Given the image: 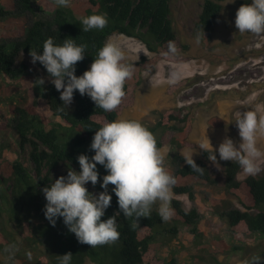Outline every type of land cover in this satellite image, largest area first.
<instances>
[{
  "label": "trees",
  "instance_id": "obj_1",
  "mask_svg": "<svg viewBox=\"0 0 264 264\" xmlns=\"http://www.w3.org/2000/svg\"><path fill=\"white\" fill-rule=\"evenodd\" d=\"M17 1L21 14L36 13L33 0ZM225 1L204 0L195 29L203 32L207 41H210L212 28L223 14ZM172 2L70 0V6L58 7L51 17L38 18L25 29L23 39L10 45H0V264H60V255L68 252L72 253L70 264H180L176 258L168 260L162 257L160 252L163 247L183 249L181 240L185 229L194 236V243L199 247L210 249L214 245L228 253L242 249L235 244L233 237L229 242L210 236L206 243L201 212L195 206L188 210L185 203L176 198H171L174 215L167 222L158 215V207L148 218H139L138 222L134 217L125 218L110 186L111 203L101 219L106 221L120 213L116 215L120 236L113 244L95 248L81 244L62 217L57 218L55 226H52L44 215L47 201L42 189L50 187L61 173L67 176L69 170H81L77 157L84 154L92 143L98 128L105 122L119 120L127 108L136 104L138 90L144 83V72L155 70L161 61L186 63L192 60L190 46L180 41L175 30ZM249 2L241 0L240 3ZM9 13L0 1V18L8 17ZM93 14L105 15L107 26L103 30L83 31L80 18ZM115 34L142 42L152 54L142 56L138 61L126 58L123 61L133 66V76L124 86L126 95L117 110L105 112L96 107L87 94L81 96L78 90L74 91L73 102L68 107L62 105L61 93L50 82L47 70L39 61L36 65L49 81L42 86L38 84L36 90L46 101L53 118L42 114L35 104L25 105L26 92L13 83L22 79L27 69L24 64L16 65L20 53L30 59V50L42 54L43 44L48 38H52L56 46H62L66 39L73 40L77 46L86 45L84 59L75 65V75L80 77L90 69L99 49ZM169 41L174 42L175 53L169 51ZM4 83L8 87L5 88ZM180 87H172L171 90ZM4 109L10 112L6 120ZM196 119L194 110L178 107L167 109L155 124L146 126L154 134L159 150L164 148L163 139L169 133L170 142L178 151L175 156L176 184L172 188L174 194L186 195L195 203L197 186L214 188L223 180L227 196L237 199L238 205L225 202L219 217L233 233L264 238V170L256 176L241 179L240 166L236 162L220 160L217 150L216 163L222 169V175L215 174L208 159L213 150L207 149L203 150L202 159L195 160L203 172L192 171L181 151L198 148V144L190 140ZM209 125L219 128L225 126L226 121L215 116L209 120ZM8 151L16 156L14 160L5 158ZM28 151L29 163L20 158ZM102 182L96 184L99 193L104 191ZM12 244L18 250L9 260L4 249ZM28 252L32 254L31 260L27 258ZM194 259L200 257L195 256Z\"/></svg>",
  "mask_w": 264,
  "mask_h": 264
},
{
  "label": "rangeland",
  "instance_id": "obj_2",
  "mask_svg": "<svg viewBox=\"0 0 264 264\" xmlns=\"http://www.w3.org/2000/svg\"><path fill=\"white\" fill-rule=\"evenodd\" d=\"M0 1L10 12L8 17L0 18V45H10L23 39L25 29L40 17H51L59 7L55 0H33L36 13L21 14L22 10L17 0ZM240 2L241 0H226L223 3V14L212 28L210 41H207L205 34L195 29L204 0H173L172 18L175 30L180 41L190 46L189 55L192 60L186 63L161 61L155 70L145 71L144 83L138 90L136 104L127 108L119 120L136 119L146 127L155 124L160 114L167 109L188 107L197 115L190 140L197 143L198 148H185L181 151L182 155L193 153L194 161L202 159L203 150L199 145L207 143V138L215 150H218L225 138L232 139L238 146L241 142L235 123L238 112L253 110L258 115H264V34L238 32L235 27V16L238 8L243 5ZM197 34L201 37L199 43L196 42ZM108 42L118 45L124 51L126 59L130 61H138L142 56H152L142 42L124 35L115 34ZM22 64L27 66L25 76L13 83L26 92L25 105L35 104L42 114L53 118L46 101L36 90L38 84L35 83L38 78H43L46 82L49 80L36 63L33 64L29 57L20 53L16 65ZM174 72L179 74V79L176 84L170 85L167 81ZM179 85L180 89L171 90L172 87ZM4 87L8 85L4 83ZM3 113L5 120L10 117L8 109H4ZM215 116L224 119L226 125L219 128L211 127L209 120ZM163 140L165 146L160 151L164 156V167L175 176L177 170L175 156L178 151L171 144L169 133ZM90 145L87 146L84 155L91 160L95 153L90 149ZM257 147L264 151V138L258 140ZM4 156L9 160L16 158L10 151ZM20 158L29 163V151L22 153ZM209 165L215 174L222 175V169L216 162L209 161ZM260 166L264 169V160L260 162ZM96 170L100 174L98 177L100 182L108 172L99 164ZM61 176L66 177V174L61 173L59 177ZM246 177L242 171L240 178ZM222 183L223 180L214 188L197 186L198 195L195 203L186 195H175L173 190L171 198L182 200L188 210L194 206L198 208L203 216L201 223L207 235L206 243L210 236L229 242L233 237L235 244L242 249L228 253L222 252L214 245H211L210 249L199 247L194 243V236L185 229L181 240L184 248L163 247L160 252L162 257L168 260L176 258L180 264H245L246 261L250 262L253 256L264 258V238L233 233L219 217V212L224 210L225 202L238 205L237 199L227 196ZM109 186L114 188L113 185ZM86 187L93 194L99 195L96 185L88 182ZM158 203L152 206L151 211L158 207ZM195 256H199L200 259H194Z\"/></svg>",
  "mask_w": 264,
  "mask_h": 264
},
{
  "label": "clouds",
  "instance_id": "obj_3",
  "mask_svg": "<svg viewBox=\"0 0 264 264\" xmlns=\"http://www.w3.org/2000/svg\"><path fill=\"white\" fill-rule=\"evenodd\" d=\"M59 7L70 6V0H55ZM83 31L92 29L103 30L108 20L105 15L93 14L82 17ZM235 27L240 33L250 32L264 34V0H252L241 5L235 16ZM205 37V35H204ZM197 34L196 42H200ZM87 46H77L73 40L66 39L62 46H56L52 38L43 44V52L39 54L30 50L31 62L39 61L47 70L50 82L59 91L62 105L67 107L73 102V93L78 90L80 95L87 94L96 107L105 112H113L121 105L126 95L124 86L133 76V66L123 63L124 51L116 44L108 42L99 49L89 70L82 76L75 75V65L84 59ZM169 51L175 53L174 42H168ZM179 74L172 73L168 84L178 82ZM43 78H38L36 84L43 85ZM236 126L241 142L237 146L232 139L225 138L218 147L220 160L236 162L247 176H256L262 170L260 162L264 160V151L257 147L258 140L264 138V115L256 111L238 112ZM207 143H201L200 149L213 151L208 155L210 161H217L216 151L207 138ZM90 149L94 150L91 160L87 155L77 157L80 171L69 170L67 176L56 179L50 187L42 189L47 201L44 215L52 226L59 217L78 242L91 248L115 243L120 236L117 230L116 213L106 221H102L105 210L110 206L111 195L108 186L118 198L120 212L125 218H148L151 209L158 203V215L164 222L174 215L171 207L172 188L176 179L164 167V156L157 147L154 134L139 121L120 119L105 122L95 132ZM192 154L184 157L192 171L202 173L192 158ZM97 164L102 165L108 174L103 177L101 187L103 192L98 196L90 194L85 185L98 182ZM18 249L9 245L4 249L8 259H13ZM27 258L32 259L31 252ZM72 253L60 255V264H70ZM245 264H264V258L253 256Z\"/></svg>",
  "mask_w": 264,
  "mask_h": 264
}]
</instances>
